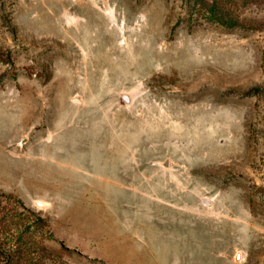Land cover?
<instances>
[{
	"label": "rangeland",
	"instance_id": "rangeland-1",
	"mask_svg": "<svg viewBox=\"0 0 264 264\" xmlns=\"http://www.w3.org/2000/svg\"><path fill=\"white\" fill-rule=\"evenodd\" d=\"M227 6L0 0V264H264V0Z\"/></svg>",
	"mask_w": 264,
	"mask_h": 264
},
{
	"label": "trees",
	"instance_id": "trees-1",
	"mask_svg": "<svg viewBox=\"0 0 264 264\" xmlns=\"http://www.w3.org/2000/svg\"><path fill=\"white\" fill-rule=\"evenodd\" d=\"M196 4L203 10H205L211 17L216 19L217 22L223 26L233 29V28H242L243 22L240 20L239 16L230 11L229 6L233 0H226L221 4L219 0H195ZM239 2H252V0H237Z\"/></svg>",
	"mask_w": 264,
	"mask_h": 264
},
{
	"label": "water",
	"instance_id": "water-1",
	"mask_svg": "<svg viewBox=\"0 0 264 264\" xmlns=\"http://www.w3.org/2000/svg\"><path fill=\"white\" fill-rule=\"evenodd\" d=\"M123 99H124V101H127V97L126 96H124Z\"/></svg>",
	"mask_w": 264,
	"mask_h": 264
}]
</instances>
